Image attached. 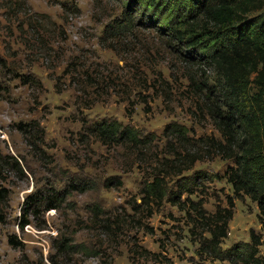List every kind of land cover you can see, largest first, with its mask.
I'll return each instance as SVG.
<instances>
[{"label": "rangeland", "instance_id": "374dc122", "mask_svg": "<svg viewBox=\"0 0 264 264\" xmlns=\"http://www.w3.org/2000/svg\"><path fill=\"white\" fill-rule=\"evenodd\" d=\"M169 8L168 0L152 10L142 0H0V264H237L230 251L250 244L251 231L264 243L257 203L226 181L231 161L199 146L221 136L190 79L204 83L214 71L179 59ZM124 15L139 27L106 35ZM111 122L133 128L139 147L105 144L93 129ZM173 126L185 129L183 143ZM175 151L204 154L175 176L189 165ZM155 177L166 197L144 205ZM53 193L54 209H24L28 196L49 202ZM230 199L227 237L209 252L192 207L212 216Z\"/></svg>", "mask_w": 264, "mask_h": 264}, {"label": "trees", "instance_id": "16d2710c", "mask_svg": "<svg viewBox=\"0 0 264 264\" xmlns=\"http://www.w3.org/2000/svg\"><path fill=\"white\" fill-rule=\"evenodd\" d=\"M142 2L148 10L158 6V0ZM168 5L171 9L167 11L170 15L166 29L169 42L181 45L179 59L185 63L192 60L214 71V77L204 83L190 79L200 112L208 116L221 136L220 141L198 139L199 146L231 161L225 171L226 181L236 197L246 196L257 203L264 230V0H168ZM138 27L131 15H124L108 25L104 33L122 38ZM186 52L194 55L188 56ZM93 131L105 144L116 143L128 150H135L142 143L133 128L118 122L101 123ZM169 133L184 142V128L173 126ZM180 154L175 151L173 155L181 157L179 163L189 158V165L175 176L190 170L204 153L186 152L185 157ZM166 190L163 181L155 177L144 190L143 204L159 206ZM6 197L7 191L0 190V202ZM58 198L57 193L52 194L49 202L42 196H28L24 209L45 203V210L49 211L55 208ZM232 209L231 199L228 208L217 207L212 216H206L200 204L192 207L201 227L208 230L209 252H218L227 237ZM26 224L22 219L21 228ZM8 243L18 244L13 237ZM260 247L264 248L261 236L251 231L250 244L233 248L230 255L237 264H264V250L261 254Z\"/></svg>", "mask_w": 264, "mask_h": 264}]
</instances>
